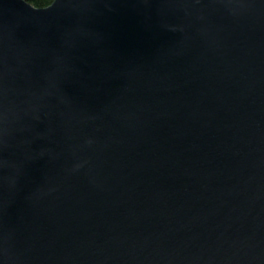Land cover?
<instances>
[{
    "label": "water",
    "instance_id": "obj_1",
    "mask_svg": "<svg viewBox=\"0 0 264 264\" xmlns=\"http://www.w3.org/2000/svg\"><path fill=\"white\" fill-rule=\"evenodd\" d=\"M0 264H264V0H0Z\"/></svg>",
    "mask_w": 264,
    "mask_h": 264
},
{
    "label": "trees",
    "instance_id": "obj_2",
    "mask_svg": "<svg viewBox=\"0 0 264 264\" xmlns=\"http://www.w3.org/2000/svg\"><path fill=\"white\" fill-rule=\"evenodd\" d=\"M36 9H44L49 7L55 0H25Z\"/></svg>",
    "mask_w": 264,
    "mask_h": 264
}]
</instances>
